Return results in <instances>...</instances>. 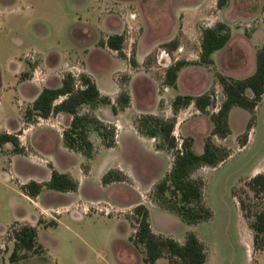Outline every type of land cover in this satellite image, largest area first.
I'll return each mask as SVG.
<instances>
[{
	"label": "rangeland",
	"instance_id": "obj_1",
	"mask_svg": "<svg viewBox=\"0 0 264 264\" xmlns=\"http://www.w3.org/2000/svg\"><path fill=\"white\" fill-rule=\"evenodd\" d=\"M185 1L188 0H118L117 6L114 0H0V124L10 116L22 117L17 102L18 79L13 72L20 61L33 62L24 77L41 73L40 62L48 63L55 65L57 71L69 69L62 73L64 76L72 72L76 78L82 74L92 78L96 75L111 96L118 85L119 94L112 98L114 102L122 92L131 99L130 106L118 117L120 134L116 148L110 150L98 145L91 160L66 153V156L55 155L50 161L54 165L50 167L63 168L78 180L79 191L41 192L31 199L22 192L19 180L29 177L28 181L36 180L38 174L28 165L29 160L25 157L13 160L8 154L0 153V264H122L115 243L131 240L129 218L134 207L128 210V206L141 197L145 203L157 204L152 197L154 187L174 161V151L158 150L156 139L154 146L162 152H156L152 143L138 138L134 140L138 148L131 146L127 139L130 126L137 130L135 120L144 115L162 117L169 122L198 117L193 104L175 115L172 108L175 98L167 94L169 88L164 84L170 66L178 61L194 63L203 30L214 25L216 11L208 7L210 3L200 0H197V14L175 15V5L184 7ZM258 4L262 8L258 19L262 20L264 0ZM207 12L211 16L201 15ZM113 35L124 36L122 53L102 46ZM131 60L136 66L131 65ZM77 63L80 72L72 69V64ZM221 98V94L214 93L211 110L221 103ZM245 114L244 119L234 121L227 139L230 157L199 175L204 180V201L211 217L189 225L171 211L156 209L154 215L158 228L176 238L194 231L207 248L208 264H264V249L254 247L251 239L254 232L250 227L254 214L264 208V194L257 198L246 185L256 175L255 168L264 167V97L254 113L245 111ZM205 132L209 134L206 123H202L196 131L201 142ZM176 134L180 146L183 138L179 129ZM244 135L248 141L242 147L239 142ZM91 138L96 141L97 135L92 134ZM19 140L25 155L29 143L27 139L21 141L20 136ZM58 142V135L51 137L48 148L53 149ZM111 168L121 169L125 180L104 184L102 177ZM47 177L50 178V173ZM93 196L97 198L96 204H91L90 213L82 218L75 217L69 209L54 213L57 224L46 226L53 218L40 217L41 206L54 207L73 198L86 200ZM239 196L246 203V216L240 212ZM34 219L44 252L12 261V225ZM139 260V256H131L129 264H140Z\"/></svg>",
	"mask_w": 264,
	"mask_h": 264
},
{
	"label": "trees",
	"instance_id": "obj_2",
	"mask_svg": "<svg viewBox=\"0 0 264 264\" xmlns=\"http://www.w3.org/2000/svg\"><path fill=\"white\" fill-rule=\"evenodd\" d=\"M229 0H219L218 7L223 9ZM231 38V30L225 24L206 28L202 32L201 55L198 63L178 61L166 71L164 84L175 88L179 72L189 65H199L210 68L214 65L213 54L223 49ZM125 38L122 35H113L102 42V46L111 51L122 53ZM122 57H124L122 55ZM131 65L136 62L131 60ZM216 79L222 88L224 100L217 113L210 115L214 125L212 133L205 138L204 152L197 154L193 149V139H183L181 148L174 136L175 120L166 121L162 117L144 115L135 120V126L144 137L159 141L158 150L174 151V161L169 171L155 185L152 197L162 208L178 214L189 225L197 224L211 217V211L204 201V180L196 175V171L203 166L215 167L231 155V150L223 145H218L214 137L227 139L232 131L229 123V114L235 107L243 108L254 113L264 96V45L257 52V70L246 79H234L222 74H217ZM247 91L253 93L252 97ZM215 91L201 96H177L172 103L174 114L177 115L182 108L194 104L198 111L209 114L208 109L213 106ZM118 100V101H117ZM116 102L110 96L104 95L99 90L95 80L86 74L76 78L75 73H67L62 86L57 89L44 88L36 101L24 113L25 126L36 124L40 119L47 120L60 113L73 117L69 128L63 131V143L70 151L80 154L91 160L96 148L91 140V135L96 134L102 146L111 149L117 145V128L97 117L95 111L104 106H111L114 115H119L130 104V96L121 93ZM18 133H3L0 135V149L12 144L13 154L23 155ZM247 135L239 144L243 147L247 143ZM51 178L40 182L31 180L21 184L22 192L30 198H36L43 190L60 192H74L79 187V182L71 174L61 172L53 167ZM125 173L119 168L109 169L102 177L104 184L122 182ZM257 198L264 194V172L258 173L246 182ZM169 193V194H168ZM238 195V194H236ZM240 209L246 216V203L239 196ZM134 222L135 232L131 237L136 247H142L143 264H155L161 257H166L167 264H205L207 261V248L194 231H188L184 243H180L171 236L153 231L150 221L149 208L137 204L130 217ZM57 224L56 220L46 223V226ZM254 232V247L264 249V208L254 214L250 222ZM11 237L14 241L12 261H18L32 255L44 252L43 245L38 241L37 226L28 222L16 221L11 227Z\"/></svg>",
	"mask_w": 264,
	"mask_h": 264
},
{
	"label": "crops",
	"instance_id": "obj_3",
	"mask_svg": "<svg viewBox=\"0 0 264 264\" xmlns=\"http://www.w3.org/2000/svg\"><path fill=\"white\" fill-rule=\"evenodd\" d=\"M114 1L115 4L118 6V0H114ZM256 1L254 2V4H250L252 3V0H229L227 6L223 9H219L218 7L219 0L199 1V2H204L208 5L210 3L211 6L208 5L207 6L210 9H214V11H216V13L214 12L213 14L215 20H214V25L212 27H215L219 23L227 25L231 30V38L223 49L213 54L214 65L212 67L206 68L199 65H189L183 68L178 75L176 87L175 88L168 87L169 88L167 90L168 95H170L172 98H175L179 95L197 97L206 94L209 91H215L216 94L218 95L221 94L222 97L221 103H222L224 100V96L222 93V88L218 84L216 79L217 74H222L230 78L241 80L252 76L256 72L257 52L258 49L264 45V19L262 20L258 19V16H260V12L262 11V8L261 5L258 4V1L260 2V0H256ZM199 2L197 0L195 1L188 0L185 1L184 7L182 4L181 5L176 4L174 8V14L176 15L178 13L180 17L195 15L198 13ZM209 8L206 7V10L209 11ZM201 15L211 16V13L207 12L206 14H201ZM201 39H202V34H201ZM198 53L199 55L195 58V60H193L194 63H198L200 60L201 42L198 46ZM27 63L28 64H24L22 61H20L19 63H17L16 66H14L13 69V72L18 79L17 102L20 103L19 110L21 111L22 117L18 119L11 116L6 118L0 124V135L3 133L12 134V133L22 132L20 135L21 141L27 139L30 149L29 152L26 153L25 155H15L11 153L13 149L12 144H7L4 146L2 150L0 149V153L2 155L8 154L13 158V160H16L19 157L27 158L30 163L28 165L32 166L35 169L36 173L38 174V176H36V178L34 179H36V181L45 182L50 180L51 178L52 168L50 167V165H53V163L50 161L54 159L55 155L59 157V156H66L65 155L66 153H74L69 149H67L63 143V131L70 127L73 117L66 113H60L47 120L40 119L36 124L30 125L29 127L26 128L24 122V113L26 109L36 101V99L39 97L40 93L44 88H52V89L60 88L62 86V80L64 78V75H62V73L63 72L66 73V71L68 72L69 69L66 70L63 69L61 71H57L55 65H51L48 63L44 64L40 62L41 70H42L41 73L39 72L31 73L29 77L27 76L24 77L25 71H28L27 69L28 67H30V63L33 62L30 60ZM72 66H73L72 69H77L79 72L81 71L80 63L72 64ZM93 79L95 80L102 94L110 96L111 98L118 96L119 94L118 85L115 93L112 94L111 96L109 95L106 88L101 84L100 79L96 75H93ZM247 95L249 97H252L253 93L251 91H247ZM159 98H161V96ZM158 101H160V99ZM221 103H218L219 106L217 105L215 109L213 110L209 109L208 112L210 114L218 112ZM24 106L26 107V109L24 108ZM192 107H194V105ZM23 108L25 109L24 111ZM194 110L196 111V115L198 117H195L194 119H186V121L184 120L183 122H179L177 120L175 124L174 133L175 136L177 137L176 130L179 129L180 136L183 139L191 137L194 142L193 144L194 151L197 154H202L204 152L205 138L210 134V132H212L213 123L210 120V115L201 114L196 108H194ZM245 111L247 110L240 107H235L231 110L229 114V123H230L231 131L233 129V123L234 121L237 120V118L244 119L245 117H247ZM153 112L150 111L149 113L152 114ZM105 113L107 114L105 115ZM95 114L97 115L98 118L100 119L103 118L108 123L116 126L118 131L117 145H116L117 147L119 143L118 137L120 134L118 117L120 115L117 116L114 115L111 106L101 107L97 111H95ZM110 114L113 115V118L109 117ZM202 123H206V128L209 130V134L208 132H205L202 139L203 141L201 142V139H197L196 131L199 128V125H202ZM129 131L130 132L129 134H127L128 135L127 139L129 140L128 142L130 143L131 146H136L138 148L137 143L134 141L136 138H138L141 141H148L152 143L156 152H162V151H157V149L155 148L154 146L155 139L149 140L146 137L139 135L133 125L130 126ZM55 135L59 136L60 142H58V144L53 149H49L48 147L51 142V137H54ZM227 139L223 140L218 137H214V141L216 144L223 145L225 147H227L226 146ZM91 140L94 143L96 149L99 148L97 147L98 145H102V142L98 137V135L97 138L95 139L96 141H94L92 138ZM42 160H46V161H42ZM210 167L211 166H203L199 168L195 174L199 176L201 172L204 171V169ZM59 171L64 172L65 170L63 168H60ZM263 171H264V167H256L253 174L261 173ZM49 173H50V178L47 177ZM101 176L102 174L100 175V177ZM29 179L30 177L26 179L19 178L20 185L28 182ZM79 188H80V183H79ZM42 193L62 194V193H70V192H60V191L45 189L42 191ZM94 197L95 196H93V198L91 199H86V200L73 198L69 202H62V203L59 202L60 204L54 207L41 206L40 217L43 219L53 218L54 213L58 214L59 212L72 209L74 211L75 217L82 218L83 214L86 215L90 213L91 204L93 205L97 200V198ZM139 203H143L149 208L151 226L154 232L171 236L180 243H184L186 235L184 237L182 236L176 238L172 234L164 233L162 229L158 228V226L154 221V215L156 209L157 210L160 209L163 211H168V210L162 208L156 203H150V204L145 203L142 197L138 202L134 204H130L128 206L129 208L128 210H131ZM157 213H159V211ZM159 214L164 215V213H159ZM164 216H166V218H172L171 215L169 214ZM129 219L132 224V236H133L135 232V227L131 218ZM35 221L36 219H34L33 221H25V222L33 224ZM251 239L253 242L254 239L253 236L251 237ZM115 244H116L115 252L117 258L121 260L122 264H129L131 260V256H135V257L139 256L140 259L139 262H141L140 264H143L144 253L142 247H136L133 244L132 240L126 243H122L118 241ZM122 248L125 249L123 250ZM163 260H165V263ZM167 263H168L167 258L161 257L156 261L155 264H167ZM205 264H208V257H207V262Z\"/></svg>",
	"mask_w": 264,
	"mask_h": 264
},
{
	"label": "flooded vegetation",
	"instance_id": "obj_4",
	"mask_svg": "<svg viewBox=\"0 0 264 264\" xmlns=\"http://www.w3.org/2000/svg\"><path fill=\"white\" fill-rule=\"evenodd\" d=\"M179 73H180V72H179ZM209 92H211V91H209ZM222 93H223V92H222ZM203 95H204V94H203ZM200 96H201V95H200ZM223 96H224V95H223ZM175 98H176V97H175ZM174 100H175V99H174ZM193 105H194V104H193ZM221 105H222V103H221ZM194 106H195V105H194ZM220 107H221V106H220ZM196 109H197V108H196ZM209 109H210V108H209ZM209 109H208V110H209ZM219 109H220V108H219ZM218 111H219V110H218ZM199 112H200V111H199ZM200 113H201V112H200ZM208 113H209V112H208ZM216 113H217V112H216ZM201 114H203V113H201ZM213 114H214V113H213ZM204 115H205V114H204ZM206 115H212V114L209 113V114H206ZM176 117H177V116H176ZM176 117H175V119H176ZM210 120H211V119H210ZM211 122H212V121H211ZM175 124H176V123H175ZM213 127H214V125H213ZM174 131H175V129H174ZM212 131H213V130H212ZM117 132H118V131H117ZM211 133H212V132H211ZM211 133H210V134H211ZM210 134H209V135H210ZM209 135H208V136H209ZM188 138H189V137H188ZM190 138H191V137H190ZM184 139H185V138H184ZM182 142H183V140H182ZM181 145H182V143L180 144L179 148H181Z\"/></svg>",
	"mask_w": 264,
	"mask_h": 264
},
{
	"label": "built area",
	"instance_id": "obj_5",
	"mask_svg": "<svg viewBox=\"0 0 264 264\" xmlns=\"http://www.w3.org/2000/svg\"><path fill=\"white\" fill-rule=\"evenodd\" d=\"M94 204H96V203H94ZM94 204H93V205H94ZM96 206H97V205H96Z\"/></svg>",
	"mask_w": 264,
	"mask_h": 264
}]
</instances>
